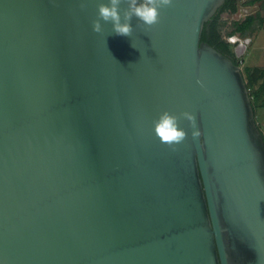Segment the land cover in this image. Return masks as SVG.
<instances>
[{
	"label": "water",
	"instance_id": "obj_1",
	"mask_svg": "<svg viewBox=\"0 0 264 264\" xmlns=\"http://www.w3.org/2000/svg\"><path fill=\"white\" fill-rule=\"evenodd\" d=\"M79 2L0 0V264H264V134L202 40L225 0H174L130 37ZM165 110L199 140L180 118L160 143Z\"/></svg>",
	"mask_w": 264,
	"mask_h": 264
},
{
	"label": "clouds",
	"instance_id": "obj_2",
	"mask_svg": "<svg viewBox=\"0 0 264 264\" xmlns=\"http://www.w3.org/2000/svg\"><path fill=\"white\" fill-rule=\"evenodd\" d=\"M121 5H126L122 8ZM174 0H107V2L97 3L96 18L91 21L92 31L97 34L104 32V23H110L112 26L111 33L118 36L130 37L133 32L131 21L133 17L138 21L137 27L149 29L160 22L161 9L172 7ZM79 8L85 11L87 8V0H80ZM198 84L203 86L201 81ZM183 118L189 122L193 129L191 136L193 139L199 140L202 133L198 129L195 116L184 111L178 117L163 111L158 118L153 121V132L159 142L176 150L175 145L181 144L187 136V133L178 126V121Z\"/></svg>",
	"mask_w": 264,
	"mask_h": 264
},
{
	"label": "trees",
	"instance_id": "obj_3",
	"mask_svg": "<svg viewBox=\"0 0 264 264\" xmlns=\"http://www.w3.org/2000/svg\"><path fill=\"white\" fill-rule=\"evenodd\" d=\"M237 1L238 0H225L223 5L217 10V12L211 17V19H209L205 23L202 32V40L208 41L218 50L230 56L236 63L240 65L238 58L236 57L235 53L232 50L231 44L222 37V33L220 29L221 22L219 20L220 14L223 11H228L231 14L238 11L239 4ZM257 1L258 0H247L246 3L254 4ZM255 19H256V15L253 13H248L243 18L240 19H233L232 28L229 31H227V34L228 35L236 34V33L245 34L247 29L253 25ZM260 23L264 28V15L261 16ZM242 72L247 87L249 89L254 111H256L257 107L264 106V64L253 65V66L245 65L242 67ZM257 125L260 128L258 123Z\"/></svg>",
	"mask_w": 264,
	"mask_h": 264
},
{
	"label": "rangeland",
	"instance_id": "obj_4",
	"mask_svg": "<svg viewBox=\"0 0 264 264\" xmlns=\"http://www.w3.org/2000/svg\"><path fill=\"white\" fill-rule=\"evenodd\" d=\"M247 0H238L239 11L231 14L223 11L220 14L222 37L227 41V31L232 28L233 19H240L245 13H253L256 19L253 25L247 29L245 34L236 33L241 38L239 43H231V47L240 62L241 68L245 65H262L264 64V28L260 23L261 16L264 15V1L258 0L254 4H247ZM256 121L262 132H264V106L257 107L255 111Z\"/></svg>",
	"mask_w": 264,
	"mask_h": 264
},
{
	"label": "built area",
	"instance_id": "obj_5",
	"mask_svg": "<svg viewBox=\"0 0 264 264\" xmlns=\"http://www.w3.org/2000/svg\"><path fill=\"white\" fill-rule=\"evenodd\" d=\"M240 9V8H239ZM239 9H238V11H239ZM236 13V12H235ZM235 13H233V14H235ZM249 13V12H248ZM248 13H245V15L246 14H248ZM227 40L229 41V42H231V43H239V42H241V38L238 36V35H236V34H231V35H228L227 36Z\"/></svg>",
	"mask_w": 264,
	"mask_h": 264
},
{
	"label": "crops",
	"instance_id": "obj_6",
	"mask_svg": "<svg viewBox=\"0 0 264 264\" xmlns=\"http://www.w3.org/2000/svg\"><path fill=\"white\" fill-rule=\"evenodd\" d=\"M263 134H264V132H263Z\"/></svg>",
	"mask_w": 264,
	"mask_h": 264
}]
</instances>
